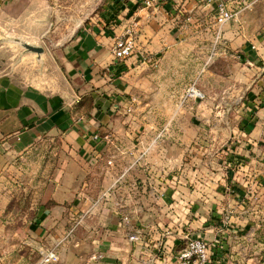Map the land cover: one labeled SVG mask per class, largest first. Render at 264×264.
Masks as SVG:
<instances>
[{"label":"crops","instance_id":"obj_1","mask_svg":"<svg viewBox=\"0 0 264 264\" xmlns=\"http://www.w3.org/2000/svg\"><path fill=\"white\" fill-rule=\"evenodd\" d=\"M227 1L240 29L224 37L231 40L228 49H234L232 56L248 84L243 95L232 94L227 101L235 104L228 152L221 150L225 141L217 135L225 115L222 89L217 93L222 51L212 48L211 31H193L186 20L207 19L203 9L208 7L215 18V10L202 0H157L150 7L142 0H126L120 14L111 6L119 23L114 34L85 28L62 49L61 68L73 102L35 89L0 88V220L10 201L2 187L5 174L25 162L45 137L59 134L68 152L51 195L54 202L37 207L26 225V244L41 251L51 240H65L86 226L99 247L93 253H103L98 264H181L172 252L153 253L151 245L169 243L177 249L187 230L208 241L212 264H264V27H254L264 22V0ZM132 19L139 22L136 49L118 59L115 38ZM224 25H217V40ZM194 54L199 55L193 60L196 79L207 83L199 84L204 97L191 100ZM192 102L198 109L194 116L203 120L199 134L212 136L213 142L204 138L192 144L189 125L147 126L142 141L131 142L126 121L184 122L191 117ZM149 134L155 135L150 142ZM173 134L182 142L166 138V146L159 144V135ZM187 152H193L188 153L191 160ZM82 194L87 203L95 201L87 207L86 221H78L76 202ZM102 196L107 201L100 211L95 198ZM123 211L132 215L125 228L118 222ZM134 224L144 234L132 240L131 248L128 236Z\"/></svg>","mask_w":264,"mask_h":264},{"label":"rangeland","instance_id":"obj_2","mask_svg":"<svg viewBox=\"0 0 264 264\" xmlns=\"http://www.w3.org/2000/svg\"><path fill=\"white\" fill-rule=\"evenodd\" d=\"M118 1L122 3L126 0H0V78L9 75L20 83L38 86L47 92L63 91L66 93L71 84L61 68L60 55L62 49L80 30L85 28H98L112 34L119 25L117 16L121 13V7L116 6ZM111 6H113L114 11L117 10L118 14L111 10ZM203 10L205 11L204 17L207 19L194 21L198 18L196 16V18L186 20L193 31H211L214 34V46L211 45L212 48L219 47L222 51V54L218 56L221 59L222 81L220 88L217 85V93L219 89H222L221 109L225 115L222 120V130L217 135L220 142L225 141L221 150L227 151L226 147L231 145V141L234 140V135L231 136L230 133L234 116L230 113L235 105L230 102L227 103V101H230L229 98L232 94L243 95L248 84L246 74L235 62L237 58L232 56L234 49H228V42L231 40L224 36L225 33L233 34L232 32L240 28L236 26V22L233 20L228 22L221 29L222 37L217 40L215 33L218 26L213 17L214 13L209 7ZM184 12L186 15L190 14V12ZM258 26L261 29L264 27V22L255 24L256 30H258ZM24 43L41 46L45 51L39 55L27 50L23 45ZM191 57L192 65L188 82L199 90V84L202 83L203 85L207 82L201 81L202 77L196 79L197 74L194 71L193 60L198 59L199 55L194 54ZM211 87L214 89L213 85ZM190 97L193 100V97ZM179 106L181 109L183 105L179 104ZM195 106L196 103L192 102L189 108L191 117L184 122L182 118L172 120L174 123L167 119L156 120V122L145 120L146 124H138L132 120L126 121L124 124L132 132L131 137H129L131 142L140 143L142 141L140 138L142 129L154 125L164 130L166 127L181 128L189 125L192 144H197L199 139L203 140L204 138L206 141L213 142L212 136L207 135L206 138L199 134V127L203 120L194 116L198 110ZM146 138L150 142L155 138V135L149 134ZM158 138L160 139L159 144L164 146L167 144L164 142L166 138L172 140L168 143L182 142L176 134L159 135ZM67 152L62 135L47 136L33 148L30 155L26 156L25 162L20 161V166L5 174L2 187L8 193L10 201L2 221L0 220V264H87L89 256L96 248H99L94 246L90 240L86 226L83 230L75 232L73 236H65V240L61 239L57 242L51 240L52 242L48 243L46 247L54 249L59 255V258L52 262H42L40 249L26 244V225L33 221L37 207L41 203L49 206L54 202L51 195L60 178V169L63 168L62 164L65 160L64 154ZM188 153L193 154V152H187V156ZM224 156L227 157V154L224 153ZM188 159H190L189 156ZM95 199L98 200L96 204L101 211L107 200L104 196ZM86 200L87 197L83 195L76 202L81 214L78 221H86L87 217L90 218L86 213L87 207L89 208L95 201L87 203ZM115 205L119 209L120 204L116 203ZM122 213L125 214L126 212L123 211ZM127 214L130 215L131 213ZM67 232L69 231H65L64 234ZM183 232L185 240L177 249L176 246H170L169 243H158L151 245L152 252L157 254H164V252L170 254L172 252L177 256L190 237L202 238L187 230ZM168 247H171L172 250L166 251Z\"/></svg>","mask_w":264,"mask_h":264},{"label":"built area","instance_id":"obj_3","mask_svg":"<svg viewBox=\"0 0 264 264\" xmlns=\"http://www.w3.org/2000/svg\"><path fill=\"white\" fill-rule=\"evenodd\" d=\"M206 5L212 7L215 10L216 23L222 26L236 17V12L229 5L227 0H202ZM146 7L153 6L157 0H142ZM139 31V22L132 19L127 26L123 29L120 35L115 38L113 44V53L118 59H126L130 57L136 49V37ZM188 94L193 98H203L204 95L195 86H192L188 90ZM136 101L132 98V102ZM127 110L131 112L133 110V104L127 107ZM122 219L127 224H131L132 220L129 214L122 215ZM143 234L142 227L134 224L133 229L129 233V238L133 241H138ZM42 262H52L59 258L58 253L54 249L45 247L41 250ZM92 260H89L90 264H98L96 261L103 258V253L97 251L91 255ZM177 260L181 264H212V255L210 245L208 241L200 237H190L187 240L185 247L177 255Z\"/></svg>","mask_w":264,"mask_h":264},{"label":"water","instance_id":"obj_4","mask_svg":"<svg viewBox=\"0 0 264 264\" xmlns=\"http://www.w3.org/2000/svg\"><path fill=\"white\" fill-rule=\"evenodd\" d=\"M24 47L29 50V51H32V52H35V53H38L39 55H41L42 53H44L45 49L41 46H34V45H31L29 43H24L23 44ZM19 87L21 89H35L37 91H40L41 93H44L46 94L48 97L50 95H54V94H57V95H61L62 96V99H63V103H67V102H73V100L75 99L74 98V95L71 93V88L69 87L68 88V91L66 93H63V91H53V92H47L41 88H39L38 86H35V85H26V84H23V83H20L18 82L17 80H14V78L10 77L9 75L7 76H2L0 78V88H8V87ZM46 96V97H47ZM119 225L124 227L126 226V223L124 220H119ZM128 240H129V245L131 246L132 245V240L129 238L128 236ZM132 248V246H131ZM130 251V249L128 250ZM124 264V263H123Z\"/></svg>","mask_w":264,"mask_h":264},{"label":"trees","instance_id":"obj_5","mask_svg":"<svg viewBox=\"0 0 264 264\" xmlns=\"http://www.w3.org/2000/svg\"><path fill=\"white\" fill-rule=\"evenodd\" d=\"M122 3H119V1H118V4L116 5V6H118V7H120V5H121ZM131 14V12L129 13V15Z\"/></svg>","mask_w":264,"mask_h":264}]
</instances>
